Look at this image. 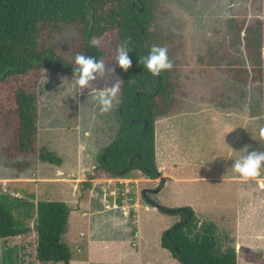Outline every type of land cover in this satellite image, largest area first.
Returning <instances> with one entry per match:
<instances>
[{
    "label": "rangeland",
    "instance_id": "374dc122",
    "mask_svg": "<svg viewBox=\"0 0 264 264\" xmlns=\"http://www.w3.org/2000/svg\"><path fill=\"white\" fill-rule=\"evenodd\" d=\"M260 4L261 0L160 2L165 12L162 25L167 31L181 34L185 43L179 55L185 107L156 122L160 177L144 180L135 171L118 182L116 195L110 190L103 195L108 203L123 198L128 206L123 215L128 216L130 210L135 213L126 220L122 208H118L120 212L96 216L80 214L78 232H82V238L78 237V242L74 238L65 241L73 260L75 255L81 260L78 264H179L160 245L161 234L178 217L161 213L154 206H141L137 212L136 201L147 204L142 195L146 189L155 205L191 206L199 220L213 223L223 248H235L237 264H264V169L259 181L249 182L238 179L231 168L245 154L246 147L248 151H264V115H251V108L260 104L259 87L257 83H236L220 71L205 70L199 62L208 41L225 34L227 18L237 16L251 22L261 15ZM76 38V30L68 26L53 42L72 53ZM99 41L109 52L102 60L106 71L89 89L80 91L75 77L59 73L43 72L39 80L38 148L54 153L61 164L42 162L38 153L28 158L33 163L30 168L17 171L11 167L12 161L0 154V202L12 213L16 230L25 236L23 242L0 244V264H34L37 202L66 200L74 209L91 188V182L85 187L89 183L86 179L100 175L93 166L115 137L120 94L109 112H101L92 100L98 89L119 80L116 34H106ZM113 67L115 73L108 71ZM5 99L6 93L0 87V108ZM218 101L239 107H217ZM3 142L0 130V147ZM100 186L95 191L103 194ZM132 227L137 229L135 235L131 234ZM69 229L70 222L65 236ZM26 232L30 234L26 236Z\"/></svg>",
    "mask_w": 264,
    "mask_h": 264
},
{
    "label": "trees",
    "instance_id": "16d2710c",
    "mask_svg": "<svg viewBox=\"0 0 264 264\" xmlns=\"http://www.w3.org/2000/svg\"><path fill=\"white\" fill-rule=\"evenodd\" d=\"M162 0H0V87L6 99L0 108L3 144L0 154L12 161L17 171L30 168L28 158L39 153L42 162L55 165L61 159L38 148L40 107L38 84L43 72L75 77L77 54L103 60L109 52L90 46L93 38L116 34L117 45L127 40L132 67L123 72L120 101L116 109L114 139L101 151L95 170L109 178L127 177L133 171L157 179L156 122L185 107L181 61V34L167 31L161 22ZM261 15L253 21L230 16L226 32L208 41L199 57L205 70L220 71L239 84L257 83L260 104L251 115H264V0ZM71 26L77 32L72 53L56 36ZM166 47L173 68L152 77L139 63L153 46ZM217 107L234 109L236 104L216 102ZM40 150V151H39ZM20 159V160H19ZM143 192L144 199L152 206ZM178 221L163 231L160 245L179 264H237L234 247L223 248L213 223L199 220L191 206L168 208L158 205ZM70 207L63 201H39L36 205L34 264H70L71 251L62 240ZM133 215V212L131 213ZM27 231V230H26ZM21 231L10 210L0 202V244H9ZM132 235L136 227L131 228ZM26 234H30L26 232Z\"/></svg>",
    "mask_w": 264,
    "mask_h": 264
},
{
    "label": "clouds",
    "instance_id": "9594fccd",
    "mask_svg": "<svg viewBox=\"0 0 264 264\" xmlns=\"http://www.w3.org/2000/svg\"><path fill=\"white\" fill-rule=\"evenodd\" d=\"M90 46L99 47L100 41L96 38L90 40ZM131 49L128 46V41L125 40L117 45L115 55V65L121 71L127 72L133 64L130 56ZM139 63L143 68L154 78L161 76L173 68L172 61L169 58L166 47L153 45L143 55ZM76 87L81 90L89 89L90 84L98 78L105 75L106 65L100 59L85 54H77L74 59ZM115 67L108 71L115 73ZM122 79L114 82L110 87L98 89L92 96L93 102L99 107L101 112H109L112 110L114 103L118 102L121 91ZM233 172L237 174L238 179L243 181H259L261 179V170L264 169V151H248L245 148V154L234 161L231 166ZM264 187V185H261Z\"/></svg>",
    "mask_w": 264,
    "mask_h": 264
},
{
    "label": "crops",
    "instance_id": "0c3cea01",
    "mask_svg": "<svg viewBox=\"0 0 264 264\" xmlns=\"http://www.w3.org/2000/svg\"><path fill=\"white\" fill-rule=\"evenodd\" d=\"M93 167L95 169L96 165L93 166ZM136 171H137V173H140L143 176V174L140 171H138V170H136ZM95 172H96V170H95ZM134 172L135 171H133L131 173H134ZM125 178L126 177H123V178H109L106 175L100 173V175L97 176V177H91L89 179H86V180H89L88 181L89 183L85 187L86 188L90 187V182H91V188L84 192V195L82 196L81 202L79 203L78 207L73 209L72 206L67 204L68 202L66 200H63V202H65V203L67 202L66 204L70 207V212H69L68 221H67V225H68V222H70V229H69L68 235L65 236L64 234L67 232V225H66V230H65L64 234L62 235V240L64 242L66 241L67 238H70V239L74 238L76 242H78V237L82 238V236H80V235H82V232H78V223L81 221V215L85 216V214H87L88 216L89 215L96 216L97 213H102L103 214V213H107L108 211H113V210L119 211V210H121L120 208H122L123 209L122 216L125 218V220H126V218L128 219V216H132L131 213L133 211H131V210H130V212H128V216H127V214L123 215V213H126V210H127V207H128L127 206V202H123V198L117 199L118 202L113 201L112 203H108L107 202V198H105L103 196V195L107 194L109 190H110L111 194L116 195L117 194V190H115V188H116L118 182H120V183L123 182V180H125ZM142 179L148 180L150 178H147V177L144 176ZM150 180L152 181V180H155V179H150ZM32 182L35 183L36 182L35 179ZM98 185H101L100 189L103 190L102 191L103 194H100V193L95 191V188ZM143 192H142V195H143ZM75 194L76 195L78 194V188L75 189ZM46 201H48V200H46ZM60 201H62V200H60ZM135 205H138V208H136L137 212H138V209L141 206L143 208H145V209H148L149 206H152L148 202H147V204H145L146 205L145 206L143 203H140L138 201L135 202ZM118 208H119V210H118ZM153 208L158 210L156 206H154ZM133 213H135V212H133ZM71 232H74V234L69 235V233H71ZM136 233H137V229H136ZM25 235L27 236V234H25ZM24 237H25L24 235L18 234V236L16 237L15 241L16 242L17 241L18 242H23ZM90 241H92V240H90ZM92 242L95 243L97 241H92ZM69 249H70V247H69ZM70 251H71V249H70ZM72 256H73V253L71 251L70 264H78V263H80L81 260H78V257L76 255H75V257H76L75 260H73ZM88 256H91V254H89Z\"/></svg>",
    "mask_w": 264,
    "mask_h": 264
},
{
    "label": "water",
    "instance_id": "95a60500",
    "mask_svg": "<svg viewBox=\"0 0 264 264\" xmlns=\"http://www.w3.org/2000/svg\"><path fill=\"white\" fill-rule=\"evenodd\" d=\"M158 206V205H157ZM156 206V207H157ZM240 249H244L245 251H249V249L248 248H244V247H240Z\"/></svg>",
    "mask_w": 264,
    "mask_h": 264
}]
</instances>
